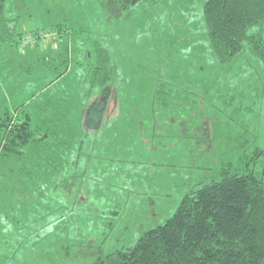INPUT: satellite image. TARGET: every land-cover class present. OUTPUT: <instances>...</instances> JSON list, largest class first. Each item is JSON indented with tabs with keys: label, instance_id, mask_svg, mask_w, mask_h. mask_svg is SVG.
Segmentation results:
<instances>
[{
	"label": "rangeland",
	"instance_id": "374dc122",
	"mask_svg": "<svg viewBox=\"0 0 264 264\" xmlns=\"http://www.w3.org/2000/svg\"><path fill=\"white\" fill-rule=\"evenodd\" d=\"M208 1L152 0L122 11L115 0H0L14 21L13 36L0 41V105L36 115L50 102L71 129L62 160L41 162L45 180L36 186L5 174L2 166L20 168L19 161L0 159V264H95L133 248L196 181L219 180L228 164L243 173L245 161L264 152V64L249 52L219 61L205 23ZM96 43L111 56L106 87L90 76ZM109 91L103 113L89 115ZM201 127L209 145L196 150L182 135L206 142ZM162 145L157 156L149 151ZM174 153L183 160L149 164ZM151 168V186L134 188ZM251 168L264 175V156ZM110 205L120 216L114 229L104 216Z\"/></svg>",
	"mask_w": 264,
	"mask_h": 264
},
{
	"label": "trees",
	"instance_id": "16d2710c",
	"mask_svg": "<svg viewBox=\"0 0 264 264\" xmlns=\"http://www.w3.org/2000/svg\"><path fill=\"white\" fill-rule=\"evenodd\" d=\"M115 1L126 11L152 0ZM204 17L212 47L222 64L236 61L247 52L264 64V0H210ZM13 26L14 21L3 16L0 6V41L10 40ZM58 33L62 36L63 29ZM31 37L35 38L21 39L30 42ZM35 39L34 46L39 44ZM95 54L92 83L106 87L113 72L110 53L96 43ZM63 56L62 52L58 59ZM23 108L12 112L0 105V159L19 161L20 168L17 164L12 168L10 163L2 168L7 176L15 174L30 187L45 180L38 171L41 162L62 160L66 151L62 141L70 134L66 119L58 120L59 113L54 114L51 104L38 105L36 115ZM95 111L101 110L95 108L88 111L89 115ZM258 151L249 162L245 161L243 173L232 172L235 168L231 164L224 166L219 180L201 183L189 191L176 213L145 232L133 248L101 256L95 264H264V175L251 168L264 156Z\"/></svg>",
	"mask_w": 264,
	"mask_h": 264
},
{
	"label": "crops",
	"instance_id": "0c3cea01",
	"mask_svg": "<svg viewBox=\"0 0 264 264\" xmlns=\"http://www.w3.org/2000/svg\"><path fill=\"white\" fill-rule=\"evenodd\" d=\"M163 93V91H161V93L160 92H157V94H162ZM164 100H165V104L168 106V105H170V103H169V101H167V99L166 98H164ZM42 105H44V104H52V103H50V102H42L41 103ZM101 113H103L102 111H101ZM54 114H56L57 115V113H56V111L54 112ZM64 114H66V112H64V109H61V111L59 112V116H58V120H63L64 119ZM86 119V118H85ZM210 123H212L213 125L211 126V130L213 131L214 130V133H215V131L217 130V128L215 127V125H214V119H213V121H211L210 120ZM87 124V123H86ZM95 124V123H94ZM88 125V124H87ZM98 126V125H97ZM215 127V128H214ZM99 129L100 128H98L97 130L99 131ZM153 130H155V129H153ZM200 130V129H199ZM206 131V132H205ZM199 132H205V133H207L206 135H205V141L207 142V143H209L208 142V130L207 129H204L203 127H201V130L199 131ZM69 134H70V137L69 138H66L65 136H64V138H63V143H64V145L65 146H68V141H70V139H71V129H70V125H69ZM201 135H203L202 133H201ZM183 137H184V139H191V140H194V141H196V150H198V147H199V145H203V147L204 148H206V146H205V144H207L206 142H203L204 140H201V139H198V134H194L193 135V137H190V138H187L188 136L186 135V133L184 134V135H182ZM209 136H210V138L212 139V137L211 136H213V134L211 133V132H209ZM176 137V136H175ZM84 138H86V137H84ZM181 139V138H180ZM199 140H200V142H199ZM175 142V141H174ZM174 142H170V144H173ZM149 142H147V144H148ZM193 146V145H192ZM165 147L166 146H164V145H162V146H154V147H152V149L151 150H149L150 152H153V153H155L156 154V156L158 155V153H159V151L160 150H166L165 149ZM194 148V147H193ZM178 150V149H177ZM206 151V150H205ZM177 155H176V153H174L171 157H169V159H167V160H165V159H160V158H158L157 157V159H158V161L157 162H155V160H150V162H149V164H151V163H156V164H158V165H160V164H164L165 162H167V161H169V160H183V159H178V157H176ZM191 160V159H190ZM128 162H131L132 163V161L131 160H128ZM155 173V169L153 168H151V171H150V169H147V171L146 172H143V174L145 175H148V177H147V179H146V182H144V181H141V180H139V179H135L136 180V186L134 187V188H140V187H150L151 186V184H152V181H151V174L153 175ZM201 183H207V182H202V181H196L192 186H191V188H190V190L189 191H191L193 188H195L197 185H199V184H201ZM125 187H127V185L125 186ZM47 189H48V186H47ZM135 190V189H134ZM136 191V190H135ZM188 191V192H189ZM187 192V193H188ZM105 200V199H104ZM103 200V204L105 205V201ZM116 199L115 198H113V199H109V200H107V202H109V203H112V202H114ZM112 201V202H111ZM118 202L116 201L115 202V206H116V204H117ZM180 206V205H179ZM88 209H90V207L88 208ZM91 209H93V210H96L97 208H94V207H92ZM99 210V209H98ZM107 210L105 209V207L104 208H102L101 209V211H100V213L97 215V217H100V218H103L104 219V217H103V214H106L107 212H106ZM108 211H109V213H110V215H104L105 216V219H106V217L108 218V219H111V220H113V221H111V223H110V227H111V229H114L115 228V219L114 218H118V217H120V216H118L117 215V211L113 208V206L112 205H110V208H108ZM176 213V212H175ZM174 213V214H175ZM174 214H172L171 216H169L167 219H169L170 217H172ZM166 219V220H167ZM166 222V221H165ZM164 224V223H163ZM160 225V224H159ZM158 227V226H157ZM156 228V227H155ZM154 229V228H153ZM152 230V229H151ZM149 231V230H148ZM147 232V231H146ZM89 256H91V255H89Z\"/></svg>",
	"mask_w": 264,
	"mask_h": 264
},
{
	"label": "flooded vegetation",
	"instance_id": "af4514ba",
	"mask_svg": "<svg viewBox=\"0 0 264 264\" xmlns=\"http://www.w3.org/2000/svg\"><path fill=\"white\" fill-rule=\"evenodd\" d=\"M109 98H110V91L106 92L102 95L101 100H99L96 103L97 106L95 108L98 110L103 109L106 106V104L109 103ZM102 112H103V110H102Z\"/></svg>",
	"mask_w": 264,
	"mask_h": 264
},
{
	"label": "built area",
	"instance_id": "2783aa9c",
	"mask_svg": "<svg viewBox=\"0 0 264 264\" xmlns=\"http://www.w3.org/2000/svg\"><path fill=\"white\" fill-rule=\"evenodd\" d=\"M26 42V44H28L29 43V41L27 40V41H25Z\"/></svg>",
	"mask_w": 264,
	"mask_h": 264
}]
</instances>
